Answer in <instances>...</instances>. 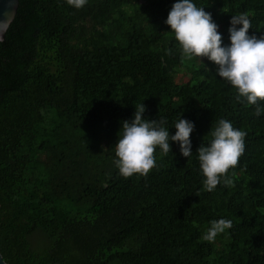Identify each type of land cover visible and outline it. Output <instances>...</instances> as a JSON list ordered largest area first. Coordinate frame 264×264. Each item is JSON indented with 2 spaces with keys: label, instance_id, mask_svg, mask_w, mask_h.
I'll use <instances>...</instances> for the list:
<instances>
[{
  "label": "trees",
  "instance_id": "obj_1",
  "mask_svg": "<svg viewBox=\"0 0 264 264\" xmlns=\"http://www.w3.org/2000/svg\"><path fill=\"white\" fill-rule=\"evenodd\" d=\"M177 0H18L0 41V254L6 264H264V113L207 58L181 60L166 24ZM230 46L231 16L264 36V0H192ZM242 27V26H237ZM195 125L147 176L120 175L123 121ZM264 107V102H258ZM243 130L229 178L203 190L198 149L216 122ZM235 175H232V173ZM232 228L202 239L211 221Z\"/></svg>",
  "mask_w": 264,
  "mask_h": 264
},
{
  "label": "clouds",
  "instance_id": "obj_2",
  "mask_svg": "<svg viewBox=\"0 0 264 264\" xmlns=\"http://www.w3.org/2000/svg\"><path fill=\"white\" fill-rule=\"evenodd\" d=\"M66 2L69 6L81 9L87 0ZM231 17V44L227 47L222 46V36L211 14L204 7H197L192 0H177L166 24L179 44L182 62L194 58H199L200 62L202 58L214 62L218 66L216 75L233 86L238 101L244 103L246 99L248 105L255 106L254 114L259 117L264 113V107L258 103L264 102V36L257 38L256 35H249L251 21L247 13ZM135 109L134 119L122 122L115 145L117 159L114 163L121 176H147L156 166L154 153L157 146L167 155L171 150L170 139L179 144L184 157L192 155L190 136L195 128L192 122L180 118L174 125L177 130L175 135L170 137L169 129L163 127L166 123L164 119H145L144 103L136 105ZM210 135L212 139L209 144H203L197 151L204 176L203 190L207 192L215 190L222 179L225 186H234L229 171L236 168L244 154L246 133L235 129L227 119H220L211 129ZM232 226V222L227 219L213 220L202 239L214 242L219 234H224Z\"/></svg>",
  "mask_w": 264,
  "mask_h": 264
},
{
  "label": "water",
  "instance_id": "obj_3",
  "mask_svg": "<svg viewBox=\"0 0 264 264\" xmlns=\"http://www.w3.org/2000/svg\"><path fill=\"white\" fill-rule=\"evenodd\" d=\"M18 8V0H0V41L13 21ZM0 264H6L0 254Z\"/></svg>",
  "mask_w": 264,
  "mask_h": 264
}]
</instances>
